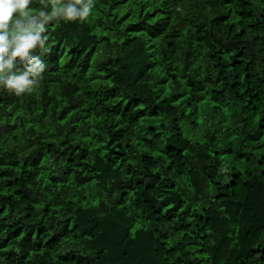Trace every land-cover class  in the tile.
Segmentation results:
<instances>
[{
  "label": "trees",
  "instance_id": "1",
  "mask_svg": "<svg viewBox=\"0 0 264 264\" xmlns=\"http://www.w3.org/2000/svg\"><path fill=\"white\" fill-rule=\"evenodd\" d=\"M47 34L36 89H0V264H264V0Z\"/></svg>",
  "mask_w": 264,
  "mask_h": 264
},
{
  "label": "clouds",
  "instance_id": "2",
  "mask_svg": "<svg viewBox=\"0 0 264 264\" xmlns=\"http://www.w3.org/2000/svg\"><path fill=\"white\" fill-rule=\"evenodd\" d=\"M0 0V89L15 95L36 89L48 65V27L87 20L95 0Z\"/></svg>",
  "mask_w": 264,
  "mask_h": 264
}]
</instances>
